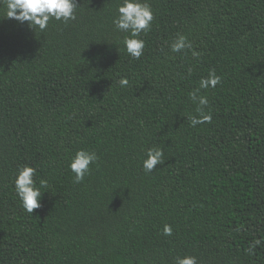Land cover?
Segmentation results:
<instances>
[{
	"label": "trees",
	"instance_id": "trees-1",
	"mask_svg": "<svg viewBox=\"0 0 264 264\" xmlns=\"http://www.w3.org/2000/svg\"><path fill=\"white\" fill-rule=\"evenodd\" d=\"M148 2L138 60L113 24L121 0H77L44 32L0 5V264H264V0ZM180 34L192 47L174 53ZM213 69L211 121L192 127ZM153 146L165 162L146 173ZM79 149L99 159L74 183ZM23 165L48 184L33 214Z\"/></svg>",
	"mask_w": 264,
	"mask_h": 264
},
{
	"label": "clouds",
	"instance_id": "clouds-1",
	"mask_svg": "<svg viewBox=\"0 0 264 264\" xmlns=\"http://www.w3.org/2000/svg\"><path fill=\"white\" fill-rule=\"evenodd\" d=\"M3 6V17L15 19L21 24L27 22L29 27L35 32L37 29L44 32L49 21L55 19L67 24L70 20H75V9L77 0H0ZM118 15L113 18V24L117 31L125 33L123 44L127 53L134 59H140L144 53L145 41L140 38L141 33L151 30L154 20V13L148 0H121L117 8ZM191 42L186 35L180 34L171 44V51L179 53L182 50L191 48ZM193 55L198 53L193 52ZM221 82V77L215 70H210L206 78H201L199 87L191 94V100L197 104L198 115L188 117L192 127L198 124L211 121V115L206 114L204 109L208 104L207 96L198 95L201 89L215 88ZM121 86H127L128 79L121 78ZM99 157L95 151L79 149L70 161V170L74 174V183H80L91 172V165L98 161ZM165 162L162 148L153 146L147 149L146 158L143 160V169L146 173H151L157 165ZM37 169L30 165L19 167L14 178L15 192L21 201L23 209L33 214L34 210L41 206V200L48 187L47 181L39 179L37 183ZM173 229L165 224L163 233L171 236ZM259 243V241H257ZM175 264H198L197 257L183 256L177 257Z\"/></svg>",
	"mask_w": 264,
	"mask_h": 264
}]
</instances>
